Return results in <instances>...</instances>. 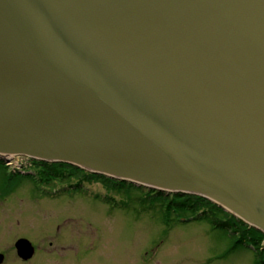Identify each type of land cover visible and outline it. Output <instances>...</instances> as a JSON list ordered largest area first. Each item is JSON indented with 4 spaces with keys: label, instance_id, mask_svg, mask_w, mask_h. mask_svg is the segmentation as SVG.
I'll use <instances>...</instances> for the list:
<instances>
[{
    "label": "water",
    "instance_id": "obj_1",
    "mask_svg": "<svg viewBox=\"0 0 264 264\" xmlns=\"http://www.w3.org/2000/svg\"><path fill=\"white\" fill-rule=\"evenodd\" d=\"M14 156L196 195L264 234V0H0Z\"/></svg>",
    "mask_w": 264,
    "mask_h": 264
},
{
    "label": "rangeland",
    "instance_id": "obj_2",
    "mask_svg": "<svg viewBox=\"0 0 264 264\" xmlns=\"http://www.w3.org/2000/svg\"><path fill=\"white\" fill-rule=\"evenodd\" d=\"M32 165L0 159L2 264H24L20 237L39 250L28 264H264L218 206L190 199L196 209H185L169 203L176 194L127 182L119 192L78 172L46 183Z\"/></svg>",
    "mask_w": 264,
    "mask_h": 264
},
{
    "label": "trees",
    "instance_id": "obj_3",
    "mask_svg": "<svg viewBox=\"0 0 264 264\" xmlns=\"http://www.w3.org/2000/svg\"><path fill=\"white\" fill-rule=\"evenodd\" d=\"M43 166L40 169L39 168V172L38 175L40 174L41 177L43 178V181H50L51 179L56 180L57 179H66L72 177V175L74 176V172H78L79 174H77V177H81L84 178L85 180H96V181H101L103 183H105L107 186H109L110 188H113L114 186H118L119 187V192H121L124 188V184L125 182L123 181H119V180H114L105 176H101L98 174H93V173H88L82 169H79L75 166H71L65 163H46V162H42ZM46 179V180H45ZM102 179V180H100ZM122 187V188H121ZM131 187V186H130ZM131 191V189L128 188V191ZM153 192V191H152ZM161 194L160 192H156V194ZM177 195V199H172L171 201H169L170 204H175L178 203L179 206L181 208H185V209H196L195 207L197 206V204L191 202L190 199H199L202 201H206V204H208V207H217L214 204L210 203L209 201H207L206 199H203L199 196H195V195H180V194H176ZM175 197V196H174ZM169 204V205H170ZM218 208V207H217ZM232 224V221L229 220ZM233 225V224H232ZM242 228H244V230H239L241 232V238H247L249 241L252 242V244L254 245L253 247L255 249H257V247L259 248V250L261 249L264 252V246L261 247L262 245L260 244V242L262 240H264V235L253 229V228H247L245 224L241 223L240 224ZM235 226V225H233ZM236 228H238L237 226H235ZM260 244V245H259Z\"/></svg>",
    "mask_w": 264,
    "mask_h": 264
},
{
    "label": "flooded vegetation",
    "instance_id": "obj_4",
    "mask_svg": "<svg viewBox=\"0 0 264 264\" xmlns=\"http://www.w3.org/2000/svg\"><path fill=\"white\" fill-rule=\"evenodd\" d=\"M15 159H16L15 157H11V158L8 159V162L14 161ZM24 159H25V165L34 166L32 164H38L37 168H40V169L43 166L42 162L33 161V160L28 159V158H24ZM19 175H21V174H19ZM238 229L239 230H244V228H242L241 225L238 226ZM33 246H34L33 256L30 259H27V260H22V259L18 258L21 263L28 264L38 254L39 250L35 247V245H33Z\"/></svg>",
    "mask_w": 264,
    "mask_h": 264
},
{
    "label": "bare ground",
    "instance_id": "obj_5",
    "mask_svg": "<svg viewBox=\"0 0 264 264\" xmlns=\"http://www.w3.org/2000/svg\"><path fill=\"white\" fill-rule=\"evenodd\" d=\"M76 167V166H75ZM78 168V167H77ZM226 212V211H225ZM227 213V219L228 220H231L232 221V224L235 225V226H239L241 223L243 224H246L244 223L241 219L237 218V217H234L233 215H231L230 213L226 212ZM247 228H250L247 224H246Z\"/></svg>",
    "mask_w": 264,
    "mask_h": 264
}]
</instances>
